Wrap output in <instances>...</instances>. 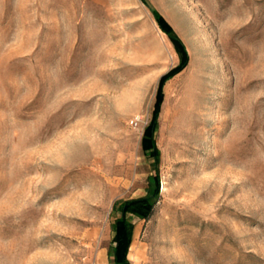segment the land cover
<instances>
[{
	"label": "rangeland",
	"instance_id": "rangeland-1",
	"mask_svg": "<svg viewBox=\"0 0 264 264\" xmlns=\"http://www.w3.org/2000/svg\"><path fill=\"white\" fill-rule=\"evenodd\" d=\"M151 8L189 54L158 160L181 56ZM156 172L131 264H264V0H0V264H113Z\"/></svg>",
	"mask_w": 264,
	"mask_h": 264
},
{
	"label": "trees",
	"instance_id": "trees-1",
	"mask_svg": "<svg viewBox=\"0 0 264 264\" xmlns=\"http://www.w3.org/2000/svg\"><path fill=\"white\" fill-rule=\"evenodd\" d=\"M150 10L159 28L170 39L181 56L180 64L162 76L159 81L152 119L150 125L145 129L142 138V149L144 153L147 156L158 160L160 152L157 147L155 133L159 121L163 90L170 80L186 68L189 62V54L184 43L178 37L169 22L155 9L151 8ZM160 198L161 176L156 172L148 177V186L144 196L115 203L114 211L118 214V217L113 223L115 236L110 251V256L113 258V264H131L128 255L134 239L135 225L130 221V217H135L139 220H148L152 216L154 208Z\"/></svg>",
	"mask_w": 264,
	"mask_h": 264
},
{
	"label": "built area",
	"instance_id": "built-area-1",
	"mask_svg": "<svg viewBox=\"0 0 264 264\" xmlns=\"http://www.w3.org/2000/svg\"><path fill=\"white\" fill-rule=\"evenodd\" d=\"M132 124L137 125V121L132 122Z\"/></svg>",
	"mask_w": 264,
	"mask_h": 264
},
{
	"label": "bare ground",
	"instance_id": "bare-ground-1",
	"mask_svg": "<svg viewBox=\"0 0 264 264\" xmlns=\"http://www.w3.org/2000/svg\"><path fill=\"white\" fill-rule=\"evenodd\" d=\"M201 71V70H200ZM200 74V73H199ZM171 82V81H170ZM185 83V82H184ZM174 88V87H173ZM189 110V109H188ZM166 126V125H165ZM166 128V127H165ZM164 134V133H163ZM170 144V143H169ZM165 187H166V185H165ZM164 191V190H163Z\"/></svg>",
	"mask_w": 264,
	"mask_h": 264
},
{
	"label": "crops",
	"instance_id": "crops-1",
	"mask_svg": "<svg viewBox=\"0 0 264 264\" xmlns=\"http://www.w3.org/2000/svg\"><path fill=\"white\" fill-rule=\"evenodd\" d=\"M130 251V250H129ZM129 256V255H128ZM129 259V258H128Z\"/></svg>",
	"mask_w": 264,
	"mask_h": 264
}]
</instances>
